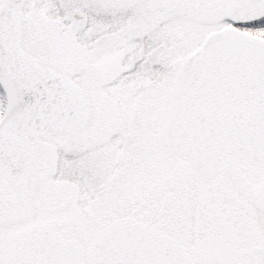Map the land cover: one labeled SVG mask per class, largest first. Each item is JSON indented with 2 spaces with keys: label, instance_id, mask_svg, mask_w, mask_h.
Listing matches in <instances>:
<instances>
[{
  "label": "snow or ice",
  "instance_id": "snow-or-ice-1",
  "mask_svg": "<svg viewBox=\"0 0 264 264\" xmlns=\"http://www.w3.org/2000/svg\"><path fill=\"white\" fill-rule=\"evenodd\" d=\"M0 264H264V0H0Z\"/></svg>",
  "mask_w": 264,
  "mask_h": 264
}]
</instances>
